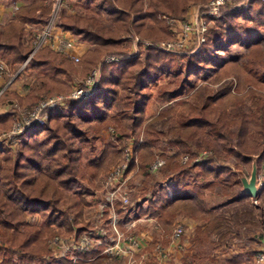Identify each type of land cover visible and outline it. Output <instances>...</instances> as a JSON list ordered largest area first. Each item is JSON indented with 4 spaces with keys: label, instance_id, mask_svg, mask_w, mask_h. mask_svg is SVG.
<instances>
[{
    "label": "trees",
    "instance_id": "1",
    "mask_svg": "<svg viewBox=\"0 0 264 264\" xmlns=\"http://www.w3.org/2000/svg\"><path fill=\"white\" fill-rule=\"evenodd\" d=\"M73 1L86 12L68 13L62 6L59 26L89 44L77 64L48 47L27 60L32 46L23 42L25 25L43 24L54 0H30L0 25V59L10 70L24 63L22 69L38 74L25 95L5 89L0 102L13 99L19 106H33L48 94L65 92L72 75L87 74L107 51L122 53V42L129 44L133 34L154 41L170 38L169 24L162 16L183 19L191 5L205 0H61L67 6ZM90 11L104 13L108 23L87 14ZM211 20L195 52L173 56L138 42L137 54H122L101 64L97 88L90 96L50 109L46 123L23 131L14 149L0 144V264H68V256L58 262H46L43 256L49 252L47 240L53 234L79 236L93 229V222L86 219L89 202L75 191L79 181L99 188L107 170L125 161L127 173L132 172L130 185H135V176H142L137 194L153 192L144 211L155 217L163 232L172 230V220L183 210L180 197H200L198 208L185 210L207 221L198 239L219 219L204 206L201 188L220 191L229 200L245 195L238 174L220 160L231 161L249 174L252 161L258 173L264 159V70L256 65L264 57L260 47L264 36L246 28L252 23L264 33V1L251 0L241 10H221ZM231 42L246 46L244 60L227 57ZM160 76L165 77L163 84H158ZM155 85L157 98L166 104L155 118L173 122L166 130L145 114L146 90ZM11 113L0 114V131L9 129ZM108 127L112 132L99 155L82 162V150H94L96 139ZM139 131L141 141L135 140L127 160L125 140ZM203 150L210 154L194 161ZM184 155L188 159L182 163ZM156 156L163 164L151 172ZM156 173L178 176L172 199L154 179ZM127 208L114 203L119 228Z\"/></svg>",
    "mask_w": 264,
    "mask_h": 264
},
{
    "label": "built area",
    "instance_id": "2",
    "mask_svg": "<svg viewBox=\"0 0 264 264\" xmlns=\"http://www.w3.org/2000/svg\"><path fill=\"white\" fill-rule=\"evenodd\" d=\"M243 1L244 0H240V2L235 3L234 0H208L201 7L199 4L196 15L192 20L188 21L185 19L166 17L164 15L163 17L167 19L173 36L170 39L157 42L144 41V43L150 45L154 44L160 50L168 53H186L187 49L193 53L205 40V34L208 30L211 18L217 17L220 11L227 6H231V8H233L232 10L239 5L242 6L244 3ZM56 26H59V20L51 15L43 24L33 29L31 35L32 50L27 60L36 50L42 47H48L53 51L65 54L74 61L79 60L80 55L71 51L75 40L71 37L60 36L54 33L53 29ZM134 38V41L138 39L136 36ZM117 58L118 55L113 53L103 55L98 64L94 66L72 90L65 94H57L43 98L36 102L31 108L22 111L19 116H16L17 119L10 134L15 136L28 128L43 125L46 123L47 113L50 109L62 107L73 101L90 96L97 88L101 64L117 60ZM22 65H24V63ZM7 70L4 63L0 61V75ZM109 132H112L111 128H109ZM209 154L210 152L207 150L199 151L195 155L194 161H200ZM125 155L127 160H130L132 157V148L126 147ZM187 159L188 156L184 155L181 162L184 163ZM162 164L163 159L160 156H156L151 162L149 169L151 172H154L158 170ZM127 166L128 161L112 165L102 181L105 196L104 201H102L98 207V218L101 220L104 214L107 213L108 217L105 220L106 222L101 223L99 227L84 231L79 236L60 237L54 235L50 240V245L54 249L53 255L55 259L63 257L68 251H72V254L69 256L71 261L75 263L80 258V254L91 253L100 249V253L102 254L124 256L127 264H139V260L133 255V252L139 249V240L135 235L128 232L130 227L135 225L134 220L136 219L133 218L127 222L126 233H124L118 229V215L114 209V203L116 201L120 203L122 208H125L130 203L127 181L131 172L127 173ZM263 177L264 165L261 172L257 173V189L263 185ZM169 181L170 179L166 178L163 183L168 189V195L170 194ZM250 198L252 203H257V196H250ZM127 211L129 213L130 211L132 212L133 209L130 208ZM182 233L183 226L178 224L173 228L170 237L172 239H177ZM155 253L159 258H167L168 256L167 252L160 245L155 246ZM254 263L264 264V249L255 253Z\"/></svg>",
    "mask_w": 264,
    "mask_h": 264
},
{
    "label": "crops",
    "instance_id": "3",
    "mask_svg": "<svg viewBox=\"0 0 264 264\" xmlns=\"http://www.w3.org/2000/svg\"><path fill=\"white\" fill-rule=\"evenodd\" d=\"M15 2L18 5H22L30 2V0H15ZM199 4L197 2L191 5L183 19L192 20L197 13ZM74 6L75 4L72 3V8ZM66 10L70 13V10L67 8ZM53 31L60 36L71 37L75 40L71 50L75 54H82L89 47L88 43L75 39L73 34L61 29L59 26H56ZM136 37L139 38L138 36ZM126 53L132 54L133 52ZM37 75L36 73L35 76L22 75L19 79H15L6 86L5 89L23 96L31 85L36 82ZM5 76V74L0 75V87H3ZM7 101L0 102V113L8 111L10 104ZM146 115L149 116L148 114ZM263 165L264 159L261 162L258 173L261 172ZM244 174V172L240 171V174H238L239 179L241 176H246ZM166 178L170 179L169 195L168 189L163 185ZM159 182L160 186L162 185V188L165 189L167 197L172 199L173 190L179 183L178 176L168 174L163 176ZM198 182L200 183L201 181L198 180ZM155 188L154 192H158V186ZM241 192L244 193L242 185ZM200 193L204 206L214 210L219 219L207 230L205 237L200 234L198 239L196 237L199 235V231H202L207 226V221L196 218L187 212L185 213V210L188 211L189 208H194L195 210L199 207L197 200L200 197L195 194H188L185 197L178 198L183 210L175 215L172 223L174 225L173 228L176 224L182 225L183 233L177 239L170 237L169 233L172 230L170 232L161 231L157 226L155 217L150 212L144 211L149 199L153 196V192L150 195L148 194V196L142 197L143 199L141 198L140 203L137 202L135 206L130 207L133 211H130L131 213L127 211V215L121 219V222L125 221L124 225L126 227L129 220L133 218L137 220V224L132 228L131 233H135L139 240V249L133 252L134 257L139 260V264H255V253L264 249V207L260 205L252 206L251 198L247 194L234 200H229L220 191L212 190L209 187L201 188ZM263 194L264 192L260 191L257 199H262ZM154 239L156 243L152 244ZM156 245H160L167 252V258H159L155 253ZM75 264H127V261L122 256L102 254L99 249L88 254H80V258Z\"/></svg>",
    "mask_w": 264,
    "mask_h": 264
},
{
    "label": "rangeland",
    "instance_id": "4",
    "mask_svg": "<svg viewBox=\"0 0 264 264\" xmlns=\"http://www.w3.org/2000/svg\"><path fill=\"white\" fill-rule=\"evenodd\" d=\"M206 1L208 0H205V1H202V2H199L200 3V7L206 3ZM235 3H238L240 2V0H234ZM261 1V0H259ZM244 3L239 6H237L234 10H241L243 9L244 7H246L249 2H251V0H244L243 1ZM29 3V2H27ZM25 3V4H27ZM75 4V6L72 8V6H67L65 3L61 2V0H54L53 4H52V8H51V11L49 13V15L47 16V18H49L51 15L55 16V18L57 20L60 21V11H61V8L62 6H66V8L68 10H70L69 12L71 13V11H78V12H81V13H84L86 12L85 9L83 8H80L78 6L77 3L75 2H72ZM23 5V4H22ZM20 5H18V3L15 2V0H0V25H4L8 22V20L10 19L11 15L13 14L14 10H16ZM71 7V8H69ZM201 9V8H199ZM224 9H229V10H232L233 8H231V6H227L225 7ZM222 9V10H224ZM201 11V10H199ZM87 14H92V15H95V16H98L99 18H101L103 21H105L106 23H108V18H106L105 14L104 13H101V12H96V11H90L89 13L87 12ZM46 18V19H47ZM187 21L188 20H191V19H186ZM46 21V20H45ZM239 21L242 23V19L239 18ZM213 24V21L210 20L209 21V26H211ZM41 24H38V23H27L25 25V30H26V34L24 36V39H23V42L25 44H31V35H32V31L34 28L40 26ZM170 28V27H169ZM246 28L249 29L253 34H263L264 36V33L263 31H261L260 28H257L255 27L252 23H249L248 25H246ZM62 29V28H61ZM170 32H171V37L173 36V33H172V30L170 28ZM72 34V33H71ZM135 35L133 34L130 38V43L127 44L126 41H123L122 44H124V49H123V52L122 53H118L114 50H110V51H107L105 53H103L96 65L98 64L99 60L103 57V55L107 54V53H113V54H117L118 55V58L123 54V55H134V54H137L138 53V42H140L141 46L144 47V46H147V45H150V44H146L144 43V41H151V42H157V41H160V40H165V39H160V40H151V39H147V38H141L139 37L137 40L134 41V38ZM170 37V38H171ZM75 39H77L75 36H74ZM168 38V39H170ZM79 40V39H77ZM79 41H82V40H79ZM85 42V41H84ZM134 42V44H133ZM87 43V42H86ZM89 45V44H88ZM154 45V44H153ZM155 46V45H154ZM260 47L262 49V52H263V55H264V39H261L260 40ZM89 48V47H88ZM189 49H187V52L186 53H177V54H173V53H168V54H171L173 56H178V55H184V54H190L191 52L188 51ZM228 53H226L227 57H233V58H236V59H239L240 61L241 60H244V53L247 52V48L245 45L241 44V43H238V42H231L229 43L228 45V49H227ZM87 51V50H86ZM84 51L82 54H79L80 55V58L78 61H74L72 58H70L69 56H67L73 63L77 64V62H81L82 60V56L83 54L86 52ZM126 52L128 53H132V54H127ZM135 52V53H134ZM218 52L220 54H224V51L222 49H219ZM65 55V54H64ZM117 58V59H118ZM1 62L4 63L6 69H8L7 71L3 72L2 74H5L6 76L4 77V82H3V87H0V93L5 90V87L8 86L11 82H13L15 79H19V77H21L22 75L23 76H31V75H34L35 76V71H25L23 68V65H17V68L14 69V70H10L8 65L2 61L0 59ZM95 65V66H96ZM256 65L263 69L264 70V57L262 59L261 62H257ZM22 67V68H21ZM94 67V66H93ZM92 67V68H93ZM21 68V69H20ZM91 68V69H92ZM35 72V73H34ZM90 72V71H89ZM88 72V73H89ZM87 73V74H88ZM37 74V73H36ZM85 74L84 76L82 77H76L75 75H72L70 80H69V90L65 91V92H57V93H53V94H48L46 95L44 98L48 97V96H52V95H57V94H65L67 92H69L70 90L73 89V87L75 85H77L78 83H80V81L87 75ZM37 77V76H36ZM229 78H227L228 80ZM224 80H221L219 83L217 84H214L213 86L217 87L220 83H222ZM165 82V77L164 76H160L159 79H158V84H163ZM146 92L148 93V97L146 99V113L145 114H148L149 116L146 115V117H149L151 118V120L154 121V124L156 125V127L158 128H162L164 130H166L169 126H171L173 124V122H169L167 118H163V119H156L155 118V115L156 113L158 112V110L165 106L166 104L162 101H160L158 98H157V85L155 86H151L149 89L146 90ZM8 104H10L9 108H8V111H11L12 113V122H11V125L9 127V129H6V130H1L0 131V144L1 143H7L10 144L13 149L17 146L18 142L21 140V137H22V132L25 131L23 130L21 133L13 136L10 134L13 126H14V123L16 122V116H19L20 113L22 111H24L25 109H28V108H31L32 106H19L17 105V103L12 100V101H7ZM68 104L62 106V107H65L67 106ZM58 108V107H57ZM1 114V113H0ZM23 116V115H21ZM109 128L111 127H108L106 129H104L100 136L96 139V144H95V149L94 150H91L89 148H85L82 150V162H87L88 160L96 157L97 155H99L100 153V150L102 148V143L106 142L110 136V132H109ZM27 130V129H26ZM142 138V131H139L137 133V135L135 137H131L127 140H125V145L126 147H129V148H132V145L133 143L136 141L140 142ZM12 150V148H11ZM221 164H226V166L234 169V171L237 173V174H240V171L244 172L247 177H248V171H246L243 167L241 168H235L233 163L231 161H226V160H223L221 159L220 160ZM109 170V169H108ZM107 170V171H108ZM107 174V172H106ZM131 175H132V172H131ZM130 175L128 181H127V188H128V195H129V205H128V208L127 210L131 207V206H135V204L140 203L141 202V198L144 197L145 195L148 196V194L150 195V191L146 192L144 195L142 194H137V188L136 186L139 185L140 183V179H142V176L141 175H137L133 178V181L135 182V185H130L128 182L130 180V178H132V176ZM106 177V175L100 180L99 182V185L100 187L99 188H94L92 185H90L88 183V181L86 180H80L79 181V184L78 186L76 187L75 191L84 196L86 198V200L89 202V205L87 206V211H86V219H89L93 222V228L95 227H99L101 225V223H105V214L103 216V218L100 220V218H98V207H99V204L104 201V187H103V184H102V181L103 179ZM163 178V176L161 174H158L156 173V175L154 176V179L156 181H160V179ZM163 181V180H162ZM156 187V186H155ZM154 187V190H156V188ZM263 190V191H262ZM264 192V188L259 190V192ZM143 199V198H142ZM252 202V201H251ZM141 205V204H140ZM252 206H262L264 207V194H263V198L260 199V200H257V203L254 204V203H251ZM127 210H126V215H127ZM122 216V215H121ZM35 220L36 221H39V218L35 216ZM135 221V225H133L132 227H130V229L128 230V232L131 233V230L133 227L136 226L137 224V220H134ZM121 228L118 227V229L120 231H123L124 233H126V227H125V221L124 222H121ZM178 225V224H176ZM175 225V226H176ZM173 230V229H172ZM172 232V231H171ZM171 232L169 234H171ZM82 234V233H81ZM80 234V235H81ZM133 234V233H131ZM54 235H58L60 237H64V236H61L57 233L53 234L51 237L48 238L47 240V244H48V249H49V252L47 254H45L43 256V259L44 261L48 262V261H55V262H58L60 259H62L63 257L65 256H68L69 259H70V262L68 264H75L71 261V258H70V254H72V251H68L63 257H59L58 259H55L54 258V249L52 248V246L50 245V240L51 238L54 236ZM133 235H135L137 237V235L134 233ZM69 236H74L73 234L69 235ZM108 256H111V255H108ZM112 256H115V255H112ZM117 256V255H116ZM119 256V255H118ZM124 257V256H122Z\"/></svg>",
    "mask_w": 264,
    "mask_h": 264
},
{
    "label": "water",
    "instance_id": "5",
    "mask_svg": "<svg viewBox=\"0 0 264 264\" xmlns=\"http://www.w3.org/2000/svg\"><path fill=\"white\" fill-rule=\"evenodd\" d=\"M256 162L252 161L250 173L247 176H241L240 182L243 188V192L249 196H257L259 194V189L256 187Z\"/></svg>",
    "mask_w": 264,
    "mask_h": 264
}]
</instances>
